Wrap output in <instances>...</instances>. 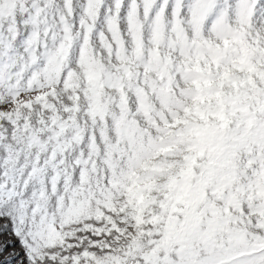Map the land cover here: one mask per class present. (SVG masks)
Returning a JSON list of instances; mask_svg holds the SVG:
<instances>
[{"label": "snow or ice", "instance_id": "snow-or-ice-1", "mask_svg": "<svg viewBox=\"0 0 264 264\" xmlns=\"http://www.w3.org/2000/svg\"><path fill=\"white\" fill-rule=\"evenodd\" d=\"M0 264H264V0H0Z\"/></svg>", "mask_w": 264, "mask_h": 264}]
</instances>
